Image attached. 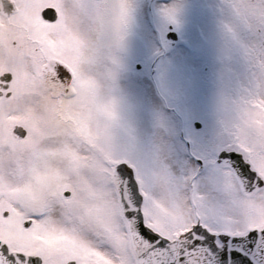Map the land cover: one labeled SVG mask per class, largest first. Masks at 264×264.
Instances as JSON below:
<instances>
[{"label": "snow or ice", "instance_id": "snow-or-ice-1", "mask_svg": "<svg viewBox=\"0 0 264 264\" xmlns=\"http://www.w3.org/2000/svg\"><path fill=\"white\" fill-rule=\"evenodd\" d=\"M207 7L215 123L181 140L169 33L200 9L0 0V264H264V0Z\"/></svg>", "mask_w": 264, "mask_h": 264}, {"label": "rangeland", "instance_id": "rangeland-1", "mask_svg": "<svg viewBox=\"0 0 264 264\" xmlns=\"http://www.w3.org/2000/svg\"><path fill=\"white\" fill-rule=\"evenodd\" d=\"M189 7L196 6L199 14L193 19L183 18V28L177 32V39L170 42L172 50L169 56L177 65L174 78L183 88V98L179 109L173 116L178 132L183 129L187 136L191 129L207 133L215 123V110L220 88L222 65L218 59L222 48V39L217 27V19L208 9V5L217 0H182ZM139 28L129 41L133 61L140 58L145 43L151 42V33L147 31L151 20L147 16L138 19ZM200 123L195 127L194 122ZM199 145L190 143L194 152ZM189 158L187 150L184 153Z\"/></svg>", "mask_w": 264, "mask_h": 264}, {"label": "water", "instance_id": "water-1", "mask_svg": "<svg viewBox=\"0 0 264 264\" xmlns=\"http://www.w3.org/2000/svg\"><path fill=\"white\" fill-rule=\"evenodd\" d=\"M169 37H171L172 39H175V38H176V35H175V33L170 32V33H169ZM196 125H197V124H196Z\"/></svg>", "mask_w": 264, "mask_h": 264}]
</instances>
